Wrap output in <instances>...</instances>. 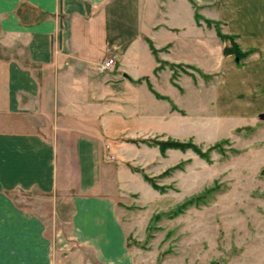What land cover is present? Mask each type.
<instances>
[{"label": "crops", "instance_id": "crops-1", "mask_svg": "<svg viewBox=\"0 0 264 264\" xmlns=\"http://www.w3.org/2000/svg\"><path fill=\"white\" fill-rule=\"evenodd\" d=\"M217 29L249 50L240 65ZM157 59L196 67L197 84L183 79L213 89L223 116H251L263 104L264 0H0V264H130L105 144L132 118L171 134L181 106L160 83L183 79ZM14 191L67 202L66 228L51 233Z\"/></svg>", "mask_w": 264, "mask_h": 264}, {"label": "rangeland", "instance_id": "rangeland-1", "mask_svg": "<svg viewBox=\"0 0 264 264\" xmlns=\"http://www.w3.org/2000/svg\"><path fill=\"white\" fill-rule=\"evenodd\" d=\"M157 60L173 80L202 78L196 67ZM182 82L184 88L160 83L181 106L173 104L179 115L165 123L171 134L133 118L124 129L116 121L109 126L105 181L117 196L130 264H264V86L257 93L263 104L235 119L219 113L213 89ZM168 138L195 143L205 154L154 142ZM11 195L45 217L51 233L66 228L70 205L59 197Z\"/></svg>", "mask_w": 264, "mask_h": 264}, {"label": "trees", "instance_id": "trees-1", "mask_svg": "<svg viewBox=\"0 0 264 264\" xmlns=\"http://www.w3.org/2000/svg\"><path fill=\"white\" fill-rule=\"evenodd\" d=\"M196 17H199L198 14H196ZM218 34L220 35L221 38H225V39H229L230 40V45H226L224 46V52L225 53H233L235 55L236 61L235 62H239V59L243 56H245L246 54H248L249 50H240L239 47L237 46V44L235 43V40L233 38V36L231 35H227V34H223L220 32L219 29H217ZM150 49L151 51L156 55V49L154 48V46L151 44V42L149 43ZM157 68H160L159 66H157ZM197 69V68H196ZM198 70V69H197ZM199 71V70H198ZM175 76V74H172V80L173 77ZM134 81H139V79H133ZM148 86L151 88L150 83L148 82ZM152 89V88H151ZM153 90V89H152ZM154 91V90H153ZM154 93L157 96H163L161 94H159L158 92L154 91ZM174 106V105H173ZM154 142H157L160 145L161 149H164L166 147L169 146H173V147H178V148H185L187 146L195 149L196 151H198L200 154L204 155L205 152L201 151L197 145L195 143L189 142V141H180L179 139H172V138H168L165 140H156Z\"/></svg>", "mask_w": 264, "mask_h": 264}, {"label": "built area", "instance_id": "built-area-1", "mask_svg": "<svg viewBox=\"0 0 264 264\" xmlns=\"http://www.w3.org/2000/svg\"><path fill=\"white\" fill-rule=\"evenodd\" d=\"M114 64V59L113 57H106L104 59H102L98 64H97V69L99 71H104L107 70L109 68H111Z\"/></svg>", "mask_w": 264, "mask_h": 264}]
</instances>
